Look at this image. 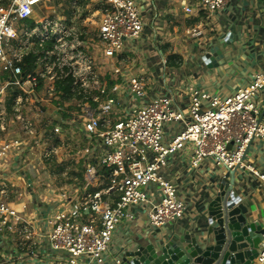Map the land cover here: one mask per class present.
<instances>
[{
	"label": "built area",
	"instance_id": "1",
	"mask_svg": "<svg viewBox=\"0 0 264 264\" xmlns=\"http://www.w3.org/2000/svg\"><path fill=\"white\" fill-rule=\"evenodd\" d=\"M47 2L53 0H0V235L18 232L26 244L44 238L57 257L54 264H106L115 233L138 215L153 232L184 214L185 201L166 174L180 151L191 168L211 159L223 174L247 170L264 190V171L244 159L254 139L264 142L262 109L255 102L264 88V72L254 73L248 85L227 96L192 83L178 90L186 94L182 102L176 91L154 96L141 72L106 66L116 54L140 44L145 22L135 0H102L104 12L92 32L87 26L94 21L81 17L80 0H56L58 6L52 7ZM228 2L194 0L184 13L190 15L195 6L216 12ZM186 34L196 38L200 31L189 25ZM64 80H69L72 99L62 100L56 90ZM26 107L54 109V131L78 133L76 152L84 162L82 194L59 195L57 203L64 207L38 219L43 233L8 204L2 172L7 158L22 155L36 132L23 114ZM7 108L25 137L11 127ZM261 226L252 264H264V219ZM118 263L114 255L108 264Z\"/></svg>",
	"mask_w": 264,
	"mask_h": 264
},
{
	"label": "crops",
	"instance_id": "2",
	"mask_svg": "<svg viewBox=\"0 0 264 264\" xmlns=\"http://www.w3.org/2000/svg\"><path fill=\"white\" fill-rule=\"evenodd\" d=\"M135 1L144 14L145 22V31L138 45L141 46L139 57L142 61L139 70L151 95L168 96L176 91L178 101L182 102L186 94L178 90L192 83L201 91L212 90L227 96L248 85L254 73L264 72V0H229L216 12L195 6L190 15L184 13V8L194 4V0ZM189 25L200 31L199 37L185 35ZM138 46L131 52L137 54ZM211 49H214L213 52L219 50L222 56L217 65L208 67L202 56L210 53ZM127 51L123 54H130ZM151 84L153 87L149 88ZM255 102L262 109L261 119L264 121V88L259 90ZM50 112L53 114L55 110ZM29 149L19 157L9 156L2 168L8 182L6 199L21 218L34 220L36 229L43 233L38 219L64 206L57 203V198H50L48 193L39 196L34 192L36 182L32 179L36 171L25 166L27 161L23 160ZM187 156L183 151L176 153L166 168L168 178L177 186L179 195L185 201V211L177 221L158 229L159 233L155 236L163 239H177L185 232L197 234L205 230L207 204L224 175V168L215 165L211 159L202 160L194 168L189 167ZM244 159L264 171V142L254 139ZM235 178L242 204L247 208L245 216L248 221H257L262 225L264 190L258 178L243 169H237ZM10 193L15 195L9 198ZM137 218L117 230L105 257L106 264L112 256L119 257L122 249L143 243V240L139 241L140 237L155 232L147 231L144 216L138 215ZM53 254L44 238L26 244L18 232L0 235V264H54Z\"/></svg>",
	"mask_w": 264,
	"mask_h": 264
},
{
	"label": "water",
	"instance_id": "3",
	"mask_svg": "<svg viewBox=\"0 0 264 264\" xmlns=\"http://www.w3.org/2000/svg\"><path fill=\"white\" fill-rule=\"evenodd\" d=\"M213 50L202 56L208 67L217 65L222 56ZM236 174L237 168L219 179L207 204L205 230L163 239L155 236L157 229L140 237L143 243L122 249L118 264H252L263 230L260 223L245 216L247 208L235 186Z\"/></svg>",
	"mask_w": 264,
	"mask_h": 264
},
{
	"label": "rangeland",
	"instance_id": "4",
	"mask_svg": "<svg viewBox=\"0 0 264 264\" xmlns=\"http://www.w3.org/2000/svg\"><path fill=\"white\" fill-rule=\"evenodd\" d=\"M66 1L68 2L69 0H59V3ZM80 2L81 11L79 13L81 17L94 21L93 26H87L88 31L92 32L96 29V26L99 25L104 12L102 10V0H87L84 3L80 0ZM53 4H56V0H53L52 3L47 2L49 7H52ZM55 6H58V3ZM68 6V3L62 5L61 9ZM67 12L68 11H66V13ZM40 15V10H36L35 16L38 17ZM185 35L189 36L186 32ZM140 47L141 46H138L137 54L130 51V54L124 55L123 53L126 52L122 51L120 52L121 57L119 58L118 55L120 53L116 54L106 66L112 64L114 69L117 67H125L127 69L133 68L140 72V63L142 62L139 57V53L141 52L139 51ZM96 52L99 54L101 49L98 48ZM161 76L163 75L161 74ZM176 85H178V83ZM152 87L153 85L151 84L149 88ZM126 100L127 97L124 98L125 102ZM183 112L186 113V108L183 109ZM23 114L32 120L34 128L36 129L35 134L26 141V143L30 145V149L27 151V155L23 157V160L27 161L25 162V166L32 167L33 170L36 171L34 180L32 179V182H36L35 187H33L34 192L39 196L43 193H48L52 199H56L62 194L69 195L72 192L82 194V184L77 177V173L84 172V162L76 152V147L79 144L78 133L62 135L55 132L53 129L55 120H52V112H50L49 109L26 107L25 110H23ZM5 115L9 118L11 127L19 128L21 135L25 137L20 123L14 119L12 108L5 109ZM51 147H54V150L49 152ZM47 152H49L48 155L46 154ZM14 195L15 193H10L9 198ZM11 244L14 246L13 242ZM15 244L16 246L20 245L17 243ZM52 256L54 260L57 258L55 254Z\"/></svg>",
	"mask_w": 264,
	"mask_h": 264
},
{
	"label": "trees",
	"instance_id": "5",
	"mask_svg": "<svg viewBox=\"0 0 264 264\" xmlns=\"http://www.w3.org/2000/svg\"><path fill=\"white\" fill-rule=\"evenodd\" d=\"M31 57L32 55L30 56H27L24 63H25V67H29L30 66V61H31ZM56 90L62 92V100H69V99H72L74 97L73 93L70 91V87H69V80H64L62 82H58L56 84ZM104 173L107 175V171L105 170ZM77 177L79 179V181L81 182V184L83 183V172H79L77 173ZM93 190V189H92ZM112 197L114 199H116V195H112Z\"/></svg>",
	"mask_w": 264,
	"mask_h": 264
}]
</instances>
